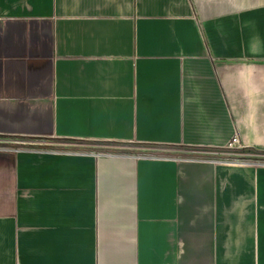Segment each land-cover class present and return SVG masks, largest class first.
Returning a JSON list of instances; mask_svg holds the SVG:
<instances>
[{
	"label": "crops",
	"instance_id": "0c3cea01",
	"mask_svg": "<svg viewBox=\"0 0 264 264\" xmlns=\"http://www.w3.org/2000/svg\"><path fill=\"white\" fill-rule=\"evenodd\" d=\"M235 136L264 0H0V264H264V166L203 156Z\"/></svg>",
	"mask_w": 264,
	"mask_h": 264
},
{
	"label": "rangeland",
	"instance_id": "374dc122",
	"mask_svg": "<svg viewBox=\"0 0 264 264\" xmlns=\"http://www.w3.org/2000/svg\"><path fill=\"white\" fill-rule=\"evenodd\" d=\"M81 144L75 148H70L71 150L78 152H94V153H118L124 150H130L129 148H123L119 144L108 143V142H89V141H81L77 142ZM90 147V148H89ZM202 151H206L208 154H204V157L207 158H215L223 161H232L234 159H239L244 162H252V163H264V153L255 152L248 150L247 148L240 147H230L223 146L222 148H212V149H204ZM172 154V153H169ZM145 156L147 154H139ZM167 155V154H166ZM174 155V154H173ZM197 154H182L183 156H195Z\"/></svg>",
	"mask_w": 264,
	"mask_h": 264
},
{
	"label": "built area",
	"instance_id": "2783aa9c",
	"mask_svg": "<svg viewBox=\"0 0 264 264\" xmlns=\"http://www.w3.org/2000/svg\"><path fill=\"white\" fill-rule=\"evenodd\" d=\"M227 146L230 147H240V148H245L239 141V138L237 136H235L234 138H232V140L230 142L227 143ZM100 155H116L118 153H97ZM142 155H139V157H141ZM210 158V157H209ZM213 159V158H211ZM251 165H255V166H264V163H252V162H245Z\"/></svg>",
	"mask_w": 264,
	"mask_h": 264
}]
</instances>
